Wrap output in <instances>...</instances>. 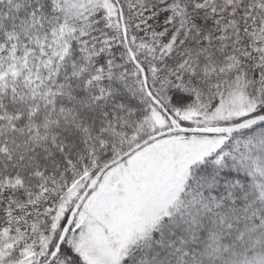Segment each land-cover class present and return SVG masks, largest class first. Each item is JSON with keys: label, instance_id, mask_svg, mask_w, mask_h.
<instances>
[{"label": "snow or ice", "instance_id": "obj_1", "mask_svg": "<svg viewBox=\"0 0 264 264\" xmlns=\"http://www.w3.org/2000/svg\"><path fill=\"white\" fill-rule=\"evenodd\" d=\"M0 264H264V0H0Z\"/></svg>", "mask_w": 264, "mask_h": 264}]
</instances>
